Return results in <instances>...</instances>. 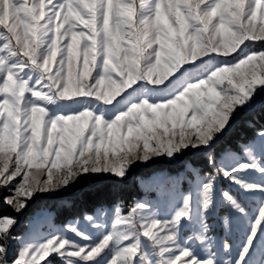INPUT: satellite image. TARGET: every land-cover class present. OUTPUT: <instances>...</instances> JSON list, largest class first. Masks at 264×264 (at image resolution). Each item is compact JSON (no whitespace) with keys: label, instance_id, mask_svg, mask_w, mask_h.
<instances>
[{"label":"snow or ice","instance_id":"snow-or-ice-1","mask_svg":"<svg viewBox=\"0 0 264 264\" xmlns=\"http://www.w3.org/2000/svg\"><path fill=\"white\" fill-rule=\"evenodd\" d=\"M257 107L264 0H0L5 204L20 213L36 193L124 179L160 158L187 176L166 206L141 199L123 214L117 203L112 220L101 211L20 235L0 214V264H264V125L238 144L245 159L226 142ZM221 177L258 199L250 211L221 189L240 233L230 259L209 234ZM222 250L232 253L227 239Z\"/></svg>","mask_w":264,"mask_h":264},{"label":"trees","instance_id":"trees-1","mask_svg":"<svg viewBox=\"0 0 264 264\" xmlns=\"http://www.w3.org/2000/svg\"><path fill=\"white\" fill-rule=\"evenodd\" d=\"M251 119L255 124V128L248 127L247 121ZM261 125H264V108H257L252 114H245L236 124L232 132L226 137V142L235 150H240L238 144L248 141L254 137L255 130ZM219 156H217L218 159ZM185 159H192L194 165L200 166L204 172L210 171L204 165L203 156L193 158L189 153ZM183 167L182 162L165 163L156 162L153 165L139 166L133 170L131 175L124 179H95L86 183L80 182L74 192L63 194L55 198H45L33 203L26 211L25 218L35 212L40 207H46L54 212V220L59 223H66L76 216H82L85 213L96 210L97 208L112 206L121 203L125 207H130L134 204L137 198H140L145 193L141 186L138 177L140 175H150L154 171L163 169L168 173L174 174L180 172ZM7 194V190L0 189V214H10L18 217L20 214L13 211V208L3 202V196ZM26 221L23 222L25 228ZM20 230L17 232L21 233Z\"/></svg>","mask_w":264,"mask_h":264},{"label":"rangeland","instance_id":"rangeland-1","mask_svg":"<svg viewBox=\"0 0 264 264\" xmlns=\"http://www.w3.org/2000/svg\"><path fill=\"white\" fill-rule=\"evenodd\" d=\"M257 108H259V107H257ZM236 151L238 153H240L241 159H245L241 150H236ZM219 159H220V157H218L217 160L219 161ZM160 161L165 162V163L168 162L165 158H160L156 162H160ZM156 162H149L147 164H138L128 173V175H131V173H133V170L139 166L153 165ZM178 173H180V174L179 175H177V173L171 174V173H168L166 170L160 169V170L154 171L150 175H145V176L140 175L138 177V180H139L141 186L143 187V189L145 190V193L143 194L142 197L137 198L136 201L141 200V199H146V200L151 201L154 205H159L160 207L166 206L171 199L169 193L171 192L173 185H176L177 191H178L179 190V183L181 181L187 179V176L184 173H181V172H178ZM251 176L254 178H258L257 173H252ZM106 178L118 179V178L109 177V176L89 177L88 179L82 180L80 182L84 181V183H86V185H88L89 182H91L95 179H106ZM80 182H78L77 185ZM191 183H192L191 181H188L187 183H185L184 188L187 189L191 185ZM74 188L71 189L70 191L61 190V191H58L55 193H36V194H34L33 197L28 200V203H27L25 209H23L19 213L20 215L17 217L18 224L15 228L16 233L22 229H23V231L21 233H18V234L23 235V234L28 233L30 231L35 232V233H40V232L47 233L54 226H60V225L65 224V223L55 222L54 212L47 209L46 207H40V208L36 209L35 212L31 213L27 219L25 218V213H26L27 209L33 203L39 201L40 199L55 198V197L61 196L63 194H70V193L74 192ZM221 189L228 190V191L232 192L233 194H235L237 199H239L242 203L246 204L250 211H254L257 208L258 199L249 198L241 189L238 188V186H236L232 182L228 181L227 179H224L222 177L219 179V182L217 184V192H216V197H217V202H218V211L209 219V224L211 225V231L209 234L216 237L215 250L218 252V254L222 258L230 259L234 255L235 247L240 242V233L238 231V226H237L235 214L233 213L231 208L226 203H224V201L221 198ZM115 205L116 204H114L112 206H105V207L97 208L96 210L85 213V214H91V215L97 216L99 212L103 211V212L107 213L108 219L112 220L113 215H114ZM121 206L123 208V214H126L128 209L131 207V206L125 207L122 204H121ZM225 214L229 215L232 218L231 232H227V233L225 232V230L223 228V220H222V217ZM84 215L76 216L72 219L79 218L80 222L83 224L84 223V220H83ZM14 217H16V216H14ZM24 221H26L25 222V224H26L25 228L23 227ZM194 229H195L194 225H185L184 229L182 230V233H181L182 237L187 238L189 235L192 234ZM225 239H227L229 244L232 245V253L231 254H227L222 250V241Z\"/></svg>","mask_w":264,"mask_h":264}]
</instances>
